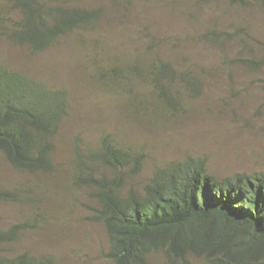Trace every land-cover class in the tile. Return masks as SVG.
<instances>
[{
  "label": "rangeland",
  "instance_id": "374dc122",
  "mask_svg": "<svg viewBox=\"0 0 264 264\" xmlns=\"http://www.w3.org/2000/svg\"><path fill=\"white\" fill-rule=\"evenodd\" d=\"M73 6H103L100 29L62 39L34 54L0 40V60L71 94V110L57 141L55 171L28 175L0 159V183L32 196L19 205L0 204L1 225L32 219L13 251L53 256L55 264H110L104 226L87 188L74 184L75 144L82 148L108 134L125 148L146 156L143 172L130 185L145 182L157 167L186 158L203 159L211 174L264 172V71L232 62L252 52L264 56V10L255 4L199 0H50ZM236 34L225 49L205 42L208 31ZM248 50L242 51L243 43ZM151 48L179 72L192 75L196 91L173 80L175 102L165 107L146 81L106 83L102 73ZM196 78V79H194ZM85 142V143H84ZM154 264H167L156 256ZM192 264H201L191 259Z\"/></svg>",
  "mask_w": 264,
  "mask_h": 264
},
{
  "label": "trees",
  "instance_id": "16d2710c",
  "mask_svg": "<svg viewBox=\"0 0 264 264\" xmlns=\"http://www.w3.org/2000/svg\"><path fill=\"white\" fill-rule=\"evenodd\" d=\"M118 8L119 0H114ZM228 2L264 10V0H199ZM108 10L50 0H0V40L41 54L62 39L102 27ZM236 34L208 31L205 42L225 45ZM244 42L242 51L248 50ZM151 48L106 69V83L146 81L154 86L165 107L175 101L174 78L196 91L192 75L179 72L166 57ZM232 62L250 71H264V56L243 52ZM196 79V78H194ZM197 80V79H196ZM198 81V80H197ZM264 89V78L262 79ZM149 85V86H150ZM71 110V94L0 60V159L15 172L28 175L55 171L57 141ZM75 144L74 184L87 188L96 204L94 221L108 239L110 264H264V172L236 173L220 179L205 160L186 158L157 167L141 187L146 156L125 148L108 134L95 144ZM85 143V142H84ZM32 200L21 188L0 183V204L19 205ZM32 219L5 228L0 215V264H55L53 256L31 251L16 253L22 236L35 228Z\"/></svg>",
  "mask_w": 264,
  "mask_h": 264
}]
</instances>
